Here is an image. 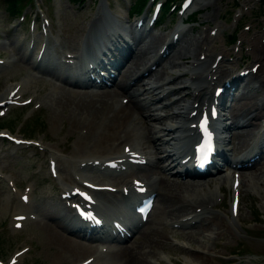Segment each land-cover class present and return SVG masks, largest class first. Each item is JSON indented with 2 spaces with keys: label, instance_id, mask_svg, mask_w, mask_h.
<instances>
[{
  "label": "rangeland",
  "instance_id": "1",
  "mask_svg": "<svg viewBox=\"0 0 264 264\" xmlns=\"http://www.w3.org/2000/svg\"><path fill=\"white\" fill-rule=\"evenodd\" d=\"M59 1L60 3L58 10ZM111 1L113 5V7L111 8L112 13L119 14L120 15L119 17L123 20L124 25H126L127 27L129 25L130 26L129 28L133 29V27H131L132 20L130 21V19H132V16L127 18L126 16L123 17V14L116 12L118 10L124 12V10H126L127 8L128 2L126 0H123L124 2H122V7L120 8L118 6L119 4L118 0H111ZM38 3H41V0H37L35 6H32L30 3H28L23 10V12L26 14V17L23 21H20L17 18L18 15L9 16L7 14V11H5L6 0H0V31L4 30L7 33V36H9L11 32H13L14 34H12L10 38H8L9 40L11 39L12 41L15 38V34L18 33V31L14 29L12 25L13 22L15 23L19 22L21 27H25L27 20L35 15H38V13L41 11L42 13H45L48 16L50 22L49 29H51L53 35L57 31H59L60 36L62 38L61 40H63L65 44L76 45L77 41L85 33V31L93 27L94 24L92 25V22H95L93 17L98 15L99 12L101 11V8L96 5L94 6L93 2H87L85 6H82L76 3H71L69 2V0H47L46 2L44 0L43 5L41 7H38ZM258 3L259 0H196L193 7H198L201 9L196 15V18L199 19V22H195L193 25H190L188 27L183 26L184 28L181 31L183 32L181 36L182 39L180 38L179 40H177V42L172 46V50L170 51L169 55L164 60L161 61V64L157 65L156 69L160 70V72L155 75L156 78L161 77L163 72L164 73L166 72L167 76L174 75V72L181 71V68H184L187 69V73H185L184 76L182 75L179 76L178 78H175L173 82L169 83L167 86L168 88L171 87L174 88L176 85L186 83V79L189 80L190 86L188 85L181 87L180 91L172 90V93L168 94L169 96L167 95V98L159 101H154L151 103V106L160 105L162 102L167 101L172 97L178 96L180 94L182 96L183 102L184 99L188 98V103H190L192 97L188 92L194 90L192 88L193 84L190 81V76L192 74L197 73V70H201V67H197L196 69H194L189 61L196 58V56L198 57V55L204 56V58L207 60V63L205 65L202 64L203 71L206 69L205 68L206 65H207V69L210 67V63L212 62L215 54L221 53L222 59L220 60L219 63L220 65L216 73H219V69H222L224 71L223 75L224 76L228 75L227 77H229L230 75L237 74L240 69L250 68L252 63L257 60L261 62L263 67L260 69L258 73L260 74V72L261 73L264 72V64H263L264 49L263 48L258 49L259 44H264V41H262L264 40V11L263 14H259V15H255L252 13V7H258L259 6ZM46 5H48L49 8H45ZM234 5H237V7L234 8L233 7ZM113 8L116 11H114ZM54 14H56V17H54ZM168 14L170 13L168 12ZM177 23H178V17L170 14V16L166 15L164 17L161 26H156L155 28H152L148 31L142 30L141 32H139V35L142 38L139 39L137 43V49L140 47V44L143 42V39L147 38V35L149 33L152 32L155 33L157 32L158 34L160 33L161 39H163V41L164 39L169 38L172 30L175 28ZM234 23H238L239 25L236 36L237 39L240 40V42L236 40L230 44H226L225 38L222 37V31L227 29L226 33H230V31L234 26ZM246 25H248V27H245ZM158 28H160V30ZM212 28H215L214 32H211ZM8 31H10V33ZM38 32L39 29L37 26L35 33ZM28 33L30 34V30H28ZM73 35H76V39L73 38ZM0 37L2 36L0 35ZM48 37H50V35H48ZM186 38L187 39L190 38L192 40L193 42L192 50L190 53H188L189 55L188 54L186 55L188 57H178L179 56L178 53L180 52L179 46ZM160 40L152 47L151 52L146 54V57H144L141 62H144L146 58L156 53L159 46L163 42L162 41L160 43ZM0 46L1 48L4 47V43L0 42ZM206 53L207 54L210 53V56H206ZM172 60L173 61L177 60L179 62L177 64H180V66H178L177 68L170 67L172 66ZM16 68L17 67L13 68L12 71L8 72L10 73L9 79L17 80L20 78L19 71ZM129 73L127 72L124 75V77H126ZM258 73L256 75H253V73L247 74L244 78L241 79V82H243L241 87L236 88L234 90L232 89L230 94L233 95L234 93V96L237 97L236 98L237 100H232V104L233 101L234 102L236 101L237 103L236 105L244 104V109L247 112V114L244 115V118H246L247 115H249L248 113H253V111L256 114L259 113V111L264 113V108L262 109V106H264V84H262L261 82L262 80H264V75L259 76ZM151 77L154 78V75H150L147 79H150ZM39 83L44 85V87L42 88L43 89L42 93L44 91L49 90V88H47V84L43 82H39ZM140 83H141L140 81L137 82L135 84V87H139ZM217 83L219 82L212 81L211 83H208V88H206V90L207 93L209 94V98L211 96V92L213 91L214 86ZM7 84H8V80L7 77L5 76L0 80V95L3 94L4 88L5 86H7ZM132 90L130 92H132ZM58 94L60 96H63V98L60 99L61 102L48 103L47 101H45L44 103L45 105L43 106L46 107H42L41 111H39V114L41 115V120L44 119V123H45L44 127L42 126L43 124L42 121V123L38 126V128H33V131L30 132V135L34 138H40L43 133L40 134L39 132H41L42 131L41 128H43L44 132L46 133V136L51 141L49 142V145L56 144L63 151L61 158L57 160V165L58 168L59 169L61 168V170L64 172L66 171L67 167L70 166L76 160V158L78 159V156L80 159L89 153L91 154L90 151L93 148H96L95 142L90 145H84L81 144V139L85 140L86 138V140L92 142L93 140L95 141L98 138L99 135L97 136V134H99L101 130H96L97 127L96 122L103 115L102 113L103 111L101 109L100 110L98 109L100 112L97 109H90L91 111L85 109L83 110L84 112L83 113L82 111H77L74 109L72 110L69 105L71 99L69 94L67 93H58ZM40 97H41V92L37 94L36 98H40ZM229 100H231V98ZM250 103L254 104L253 107L255 109L248 112L250 109L246 110V108L248 107V105L250 106ZM128 104L132 106L130 99ZM175 106H177L178 107L177 109H179L181 103L177 102L175 103V105L171 106L172 108L170 109L167 108L163 111L165 113H169L170 111L175 110L173 109V107ZM94 110L96 112H93ZM87 116L88 118H86ZM178 118L180 119L181 117ZM254 121H258V120L255 119ZM85 124L87 125V128L85 134H83L79 132V130L82 129L81 127H83L84 129L83 125ZM254 124L255 123L253 122L251 126ZM130 125L136 126L135 122L134 124L133 122L130 123ZM25 127L26 126L24 125L16 126L15 124H13L12 130L15 132H25ZM238 128L233 127L231 129V132L233 134H231L228 140V145L232 146V149L234 150L235 154L237 153V148L244 147L243 149L246 150L249 149L247 143H249V137L252 132V127H250L244 141L239 142L236 136L237 135L236 132ZM70 136H72V140ZM75 141L80 142L78 143L81 144V150L77 153L73 152L76 153L73 154L72 151ZM63 145H65L66 151L63 149ZM82 146L85 148H83ZM117 148L120 149V146H118ZM88 149L90 150L88 151ZM71 158H73V160ZM46 162L47 161H46L45 153L37 152V150H33V149L15 150L13 146L8 145L7 143H3L0 140V169L5 173L6 176H10L15 181H17L20 187H22L25 184L31 185L32 205L37 209L39 215L43 211H48L47 208L49 202H51L53 205H57L55 201L51 199L52 197H54L53 194L56 193V190L54 187L50 186L53 180L48 176ZM258 166L259 168L254 170L256 176H254L255 174H250L254 171H248L245 173L248 175L250 174L249 177L251 179V184L250 186H244V185L241 186V195H240L241 204H240L239 214L235 218V220L232 223H229L226 221L225 217L222 214H220V218L224 219L223 221L225 222V224L218 225L217 229L214 222L203 226V224H205L204 223L205 221H200L199 222L200 225H197L196 228L194 227L192 229V227H190L192 232L185 235V237L189 235L188 238L185 237L183 238L185 242H180L181 244L185 245L182 247L188 248L189 245L190 246L189 249L198 248L199 247L198 244H201V240L207 238V234L205 232H202L203 231L202 229L203 228L208 229L207 226L213 225L214 226L213 229L216 230H214V233L212 234L209 246L216 249L218 251V254L216 257L209 256L208 264H211L216 258H220L221 255L227 254L230 249H234V251L239 250L238 252H242V255L239 256V258L237 259H234V257L225 256L224 259L227 260V262L230 264H264V260L261 261L262 256L261 257L254 256L255 259L252 260L248 259L249 253L254 254L256 253V251L260 252L259 248L263 249L262 246H264V192H263L264 163H261ZM221 173L223 175L225 174V172H221ZM147 175L148 174H146V177H148ZM163 176H164L163 182L161 183L162 185L161 189L163 191V195L166 192V191L164 192V189L168 190L171 187V191H170L171 198L169 197L168 199H163L161 197L162 194L157 195L156 203H155L156 204L155 209L156 208L157 209L150 215L151 222L149 227L146 230L142 231L140 235L134 239V241L129 245L128 247L129 251L127 252H129V256L131 257V255L139 256L140 252L148 253L150 251L152 252L151 254L154 253L157 254L162 249H165V250H169V253L167 254H170V256H172L173 263L178 262L180 264H183V259H181V257L184 253L188 254L190 257H192L193 255L191 254L190 251H182V247L174 248L171 242L172 234H174V232L169 228V225L166 224L165 222L169 221V219H172L171 217L177 215H179L180 217L184 212L188 211V209L178 212L176 209L172 210V206L176 205L175 200L178 199L179 197L178 194L179 193L185 194L184 192H182V188H180V186H177V184L175 183L188 184L193 182V179L190 181L182 182L181 180H179L178 176L176 178L170 177L168 175H163ZM217 176H214L212 180L217 181L218 180L216 178ZM222 180L224 181V177ZM33 183L36 185V188ZM167 183H171V184L167 186L166 185ZM228 183L230 184V182ZM221 184H222L221 190L223 193H219L220 199H218V201H213L215 203L211 206L213 207L214 211L218 212L219 211L218 205H219L223 207L222 210H224L227 214H230L227 212L229 208V196H230L228 187L230 185L228 184V187H226L227 183L222 182ZM209 188L211 187L209 186ZM213 189H215V187ZM10 195L12 197V194L10 193L7 185L0 181V206H2L0 207V222L5 221L3 223V226L0 227V255L1 253H3L7 257V255H9L19 245L21 246L24 242H26L27 244L30 245V249L28 253L26 252L27 254L25 253L26 256L24 254L22 263L27 262L28 264H31L32 262V264H38L37 262L38 260H36V258H40L44 264H49V259L51 257L50 254L53 256L54 260L56 261V258L54 257V251L57 250L56 246L66 245L65 241L61 243L62 241L61 238L62 239L64 238L62 233L59 231L61 229L57 228L59 226L57 227L54 226V230H53L51 228L50 220L43 221L42 227L37 232L31 233L34 242L30 240H25L21 237H18L14 233L10 232L7 228L9 227L10 224L9 221L10 217L8 218V214L10 212L8 201L10 200ZM103 196H107V195L104 194ZM109 199H111V196H109ZM206 201H203L201 203H206ZM51 212L54 214L60 213V211L58 212L57 210ZM216 212L214 218L219 219L218 218L219 213ZM204 214L211 215L210 212H205ZM59 221L60 220H57L55 222L60 223ZM198 229L201 232H198L196 234L195 232ZM191 233L194 235L192 236ZM146 235H148L149 237L148 239L149 241L147 242L149 246H147L146 248H142L141 242L144 236ZM13 237H15L17 240H15ZM160 239L163 241V243L161 242ZM206 250L207 248L204 249L205 252ZM117 258L118 256L116 255L104 256L102 259L103 260L102 264H115ZM194 258L196 257L194 256ZM22 263L21 261L19 262V264ZM127 264H133V262H131L130 260V262H128Z\"/></svg>",
  "mask_w": 264,
  "mask_h": 264
},
{
  "label": "bare ground",
  "instance_id": "2",
  "mask_svg": "<svg viewBox=\"0 0 264 264\" xmlns=\"http://www.w3.org/2000/svg\"><path fill=\"white\" fill-rule=\"evenodd\" d=\"M110 26H112V25H110ZM159 30H160V28H158ZM116 30H119V28L118 27H116ZM207 31V30H206ZM10 33V32H9ZM143 33V32H142ZM206 34V33H205ZM211 34V33H210ZM211 36V35H210ZM161 39V35H160V33L158 34L157 32L155 33V32H152V33H149L148 35H147V38H145V39H143V42L140 44V47L132 54V55H130V58L128 59L129 60V62H128V64L125 66L124 65V63H122L121 64V68H123L124 66V70L123 71H121L120 72V79L116 82V84H115V86L117 87V89L118 90H120V91H125L126 90V88L128 87V85L130 84V82H128L127 81V79H128V76L129 75H127L126 77H124V75L128 72H135V71H137V69L139 68V66L143 63V62H141L142 61V59L144 58V57H146V54H148L149 52H151V49H152V47L159 41ZM182 39V38H181ZM90 42L92 43V45H94L95 44V42H96V37H95V34L94 35H92V36H90ZM162 40V39H161ZM160 40V41H161ZM192 40L190 39V38H186V39H184V41L180 44V52L178 53V57H188V56H186L188 53H190L191 52V50H192ZM202 43V42H201ZM205 43V42H204ZM142 45V46H141ZM200 45V44H199ZM90 47V46H89ZM241 50V49H240ZM200 53V52H199ZM205 54V53H204ZM203 54V55H204ZM189 55V54H188ZM147 59V58H146ZM205 59V58H204ZM208 61H210V60H208ZM207 63V62H206ZM161 64V63H160ZM202 64V63H201ZM205 65V64H204ZM178 66H180V65H178L177 64V62H176V60H172V66H170V67H174V68H177ZM207 66V65H206ZM209 66V65H208ZM206 68V67H205ZM204 68V69H205ZM263 68V67H262ZM182 69V68H181ZM192 70V69H191ZM220 70V69H219ZM218 71V70H217ZM160 72V70H157L156 71V74L157 73H159ZM261 73V72H260ZM129 74H131V73H129ZM218 74V73H217ZM259 74V73H258ZM167 76V74H166V72L164 73L163 72V74L161 75V77L162 78H165ZM251 76V75H250ZM137 77V76H136ZM197 79H198V82H197V86L199 85V83H201V82H204V79L202 78V76H201V73L200 74H197L196 76H195ZM195 77L193 76V77H191L192 79H195ZM259 80V79H258ZM215 82V81H214ZM213 85V84H212ZM249 85V84H248ZM255 87V86H254ZM145 88H148V87H145ZM206 89V85H204V86H201V87H199V90L201 91V93L202 94H204V95H206L207 94V90H205ZM210 89V88H209ZM193 90V89H192ZM186 91V90H185ZM194 91V90H193ZM135 93V89L134 90H132V92H129V94H134ZM116 94V92H112V93H106V94H104L103 95V97H101V98H98V97H95V101H92V100H86V99H79V101L77 102V106H80V107H88V106H95L96 105V103H98L99 105H102L104 102H105V100L106 99H108V98H110V99H114V95ZM2 95V94H1ZM169 96V95H168ZM185 98V97H184ZM132 99H135L136 101H138L139 100V98L138 97H133ZM234 100H237V99H234ZM248 101V100H247ZM246 101V102H247ZM236 102V101H235ZM245 102V101H244ZM66 104V103H65ZM234 104H237V103H234ZM229 105V108H228V111H229V113L231 114V116L232 117H235V118H238V117H240V118H238L237 120H236V123L238 124V130H237V132H236V136H237V138H238V140H239V142H242V141H244V139H245V137H246V135L248 134V131H249V128L250 127H252V130H253V127L254 126H251V123H252V119H250V117H248V118H246V119H243V116L246 114L245 113V109H244V104H242V105H240V106H237V105ZM136 105L139 107L140 105H138V102H136ZM254 106V104H251L250 103V106L248 105V107L246 108V110H249V109H251L252 110V108H254L253 107ZM257 106V105H256ZM264 108V106H262V109ZM98 110V109H97ZM100 110V109H99ZM98 110V111H99ZM91 111V110H90ZM130 109H123L122 107H120V108H117L116 109V112L112 115V124L111 125H109L108 127L109 128H113V129H111V131H110V134H113L114 136H121L122 134L120 133V131L121 132H124L120 127H119V124H121L122 122H123V120H124V118L126 117V116H128L129 114H130ZM83 112V111H82ZM93 112H96L95 110L93 111ZM100 112V111H99ZM84 113V112H83ZM87 113V112H86ZM103 113V112H102ZM264 113L263 112H261V111H259V113H257L256 114V116H261V115H263ZM90 115H91V113H90ZM92 116H93V114H92ZM91 116V117H92ZM95 116V115H94ZM97 117V116H96ZM102 117V116H101ZM160 116H156L155 118H159ZM176 117H179V114H175V115H173L172 116V120H174L175 122H178V121H180L179 119H177ZM86 118H88V116L86 117ZM170 119V120H171ZM184 119H186L185 117H184ZM87 120V119H86ZM91 120V119H90ZM89 120V121H90ZM97 120V119H96ZM255 120V119H254ZM84 121V120H83ZM94 121H95V119H94ZM74 123V122H73ZM72 123V124H73ZM89 123V122H88ZM77 124V123H76ZM80 124V123H79ZM90 124V123H89ZM115 124V127H113V125ZM133 124H134V122H133ZM136 124V123H135ZM167 124V126H172L173 125V123H172V121H170V123H166ZM75 125V124H74ZM73 125V126H74ZM78 126V125H77ZM92 126V125H91ZM132 126V125H131ZM133 126H135V125H133ZM132 126V127H133ZM184 126V124L182 123V122H180L177 126H176V129H177V132L178 133H175V137H177V138H180V140L181 139H186V140H188L189 139V136H190V133L189 132H187L186 134L184 133V131H185V128L183 127ZM81 127V126H80ZM151 127H153V125H151ZM75 128V127H74ZM73 128V129H74ZM81 128H83V127H81ZM76 129V128H75ZM191 131H193V128H189ZM72 130V129H71ZM80 132V131H79ZM93 132V131H92ZM96 132V131H95ZM153 133V138L154 139H158V136H157V134H156V132L155 131H153L152 132ZM83 134H85V132L83 133ZM92 134H94V133H92ZM96 134V133H95ZM100 134V133H99ZM99 134H97V136L99 135ZM124 134H126L125 132H124ZM94 136V135H93ZM92 136V137H93ZM88 137V136H87ZM84 138V137H83ZM97 138V137H96ZM95 138V139H96ZM83 139H81V141H82ZM85 140H86V138H85ZM92 140V139H91ZM171 140V139H170ZM77 142H79V141H77ZM92 142H94V140L92 141ZM80 143V142H79ZM248 144V143H247ZM81 145V144H80ZM83 147V146H82ZM91 147V146H90ZM243 147V146H242ZM83 148H85V147H83ZM244 148V147H243ZM94 149V148H93ZM90 149H88V151H89ZM87 151V150H86ZM87 151V152H88ZM72 153H73V151H72ZM77 153V152H76ZM76 153H73V154H76ZM90 154V153H89ZM72 155V154H71ZM82 157V156H81ZM61 158V157H60ZM72 160H73V158H71ZM70 159V160H71ZM77 159V158H76ZM78 159H79V156H78ZM71 160V161H72ZM73 162V161H72ZM67 164H68V162H67ZM254 170H256V169H254ZM254 170H252V171H254ZM250 174H255L254 176H256V173H255V171L254 172H252V173H250ZM249 174V175H250ZM249 175L248 174H243V176H242V179H241V186L242 185H244V186H250V184H251V179H250V177H249ZM259 175V174H258ZM148 176V175H147ZM167 178V177H166ZM224 181H227V177H224ZM161 182H163V177H161V178H155V177H153V180H152V182H151V184L153 185V187L156 185V184H160ZM208 183H209V179H206V180H199V179H193V182H191V183H188V184H179V183H175V184H177V186H180V188H182V191H185V192H187L188 193V196L190 197V198H194V199H196V198H199L200 196H204L205 194H206V191H205V189L206 188H208V190L209 191H211V192H216V186H215V189H211V188H209V186H208ZM171 183H167L166 185L168 186V185H170ZM162 186V185H161ZM165 186V185H164ZM164 186H163V188H164ZM166 187V186H165ZM166 191V192H165ZM170 191H171V187H170V189H164V195H163V191H162V189H160V191H159V194H162L161 195V197L163 198V199H168L169 197H170ZM235 194H237V193H235ZM171 198V197H170ZM206 202H209V201H206ZM199 205L201 206V208H202V210H201V212H205L206 210H204L203 209V207H207L208 206V203H199ZM199 205H197V206H199ZM155 207H156V204L154 205V208L152 209V213L157 209H155ZM184 208H187L186 206H183ZM113 208V209H112ZM125 211V209L124 208H122V207H118V204L117 205H115V206H111V207H109L108 208V215H114V214H119V213H123ZM178 212V211H177ZM49 214L51 215V216H55L56 214H54V213H52L51 211L49 212ZM60 214L61 213H58V219L57 220H59L60 219ZM170 214V213H169ZM110 217V216H109ZM63 218L64 219H66V216L63 214ZM219 218V217H218ZM201 221V220H200ZM60 222V221H59ZM46 224V223H45ZM223 225V224H222ZM227 227V226H226ZM200 229V228H199ZM198 229V230H199ZM227 229V228H226ZM202 230H207V229H205V228H203ZM227 231V230H226ZM229 231V230H228ZM224 232V231H223ZM187 233H190V232H187ZM218 233V232H217ZM192 234V233H191ZM189 236V235H188ZM187 236V237H188ZM192 236H193V234H192ZM201 238V237H200ZM149 237H148V235H146V236H144V238H143V240H142V242H141V247L142 248H146L147 246H149V244L147 243L149 240ZM200 240V239H199ZM144 241V242H143ZM140 251V250H139ZM150 252V251H149ZM196 258H194L195 260L194 261H189V260H185V262H188V263H190V264H193V263H198L199 261L197 260L198 258H199V255L198 254H196V255H194ZM202 257V256H201ZM131 260V262H133V264H143V261L139 258V256L138 255H131V257H130V259H129V261Z\"/></svg>",
  "mask_w": 264,
  "mask_h": 264
},
{
  "label": "trees",
  "instance_id": "3",
  "mask_svg": "<svg viewBox=\"0 0 264 264\" xmlns=\"http://www.w3.org/2000/svg\"><path fill=\"white\" fill-rule=\"evenodd\" d=\"M10 3H11V2H10ZM12 6H13V5H12V3H11V4H10V8H12Z\"/></svg>",
  "mask_w": 264,
  "mask_h": 264
}]
</instances>
